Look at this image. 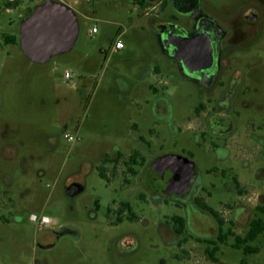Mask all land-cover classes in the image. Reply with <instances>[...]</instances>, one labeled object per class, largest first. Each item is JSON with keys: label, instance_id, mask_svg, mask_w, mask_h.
Wrapping results in <instances>:
<instances>
[{"label": "rangeland", "instance_id": "1", "mask_svg": "<svg viewBox=\"0 0 264 264\" xmlns=\"http://www.w3.org/2000/svg\"><path fill=\"white\" fill-rule=\"evenodd\" d=\"M43 1L20 0L8 12L0 7V151L9 145L17 151L8 149L0 158V264H264V233L249 243L259 252L248 256L228 238L219 244L217 263L206 245L190 241L179 248L160 234L159 225L173 226L171 219L186 217L185 210L154 201L139 177L126 173L109 183L98 172L103 158L117 149L126 158L133 149L151 157H192L200 173L198 195L210 207L223 211L229 204L228 219L237 204L245 207L229 227L233 234L243 237L251 219L264 220V0H205L221 17L247 6L259 10L260 20L243 25L230 56L228 74L239 71L244 82L231 112L236 128L231 140L238 143H228L226 159L213 149L225 143L202 137L191 120L208 95L163 53L156 27L165 19L158 2L140 7L138 0H58L77 13L79 37L71 51L37 64L19 41L5 43L2 34L19 40L22 21ZM118 39L121 50L115 49ZM124 168L121 164L116 174ZM3 173L11 185H4L10 180ZM73 180H85L86 190L71 199L65 188ZM114 204L131 205L136 219L110 227L104 210ZM96 205L100 211L93 221L89 213ZM43 217L53 223L41 227ZM65 229L76 234L57 239ZM126 233L138 237L140 248L119 261L114 243Z\"/></svg>", "mask_w": 264, "mask_h": 264}, {"label": "flooded vegetation", "instance_id": "2", "mask_svg": "<svg viewBox=\"0 0 264 264\" xmlns=\"http://www.w3.org/2000/svg\"><path fill=\"white\" fill-rule=\"evenodd\" d=\"M152 1L158 2L160 6L158 12L165 19L156 27V34L163 45L164 54L170 59L175 55L176 59L172 60L175 61L181 76L208 95V102L198 105L191 120L195 122L202 137L210 138L212 142L219 140L225 143L223 146L214 144L213 149L218 159H226L231 154L228 143H238L236 139L231 140L236 130L231 112L244 82L243 75L239 71L228 74L231 67L230 56L244 35L243 25L257 23L260 20L259 10L253 6H247L236 16L221 17L206 6L205 0H138L137 3L141 7ZM19 6L20 0H0V7L6 12ZM1 32L3 28L0 21V34ZM2 37L8 44L15 45L18 41L20 42L15 35L3 33ZM195 55L200 59L195 58ZM3 137L6 138V134ZM52 141V147L55 149L58 139L54 138ZM143 144L150 148L147 141ZM8 149L16 151L15 147L9 145L4 153L0 151V158ZM191 158L169 154L151 157L139 149H133L131 155L126 158L117 149L115 156L103 158L98 172L101 178L109 183L115 177L126 173L135 178L139 177L154 201L171 202L185 210L186 217L175 216L171 219L173 226L169 227L166 223H160V234L165 239H171L181 249L190 241L206 245L207 253L208 249L226 243L228 238L233 237L236 240L237 237H242L233 234L229 227L235 224L246 210L239 203L232 211V219H228L226 213H231L229 204H223L227 206L223 211L210 207L206 198L198 195V190L201 189L200 173ZM121 164L125 168L120 174H116ZM214 172L215 169L209 171L210 174ZM5 175L10 181L9 184L3 182L4 185H11L10 176ZM179 175L182 176L180 180L177 179ZM222 175H226V172L223 171ZM188 177L189 181L184 185ZM0 182L2 183L1 180ZM235 183L236 187L240 186L238 180ZM72 184H81L82 192L75 196L68 195L66 190ZM85 190V180H73L66 185L65 193L69 198L74 199ZM208 196H210L209 193ZM240 198L241 194L238 195V199ZM96 208L97 210L89 213L93 221L98 219L100 211L99 205H96ZM104 215L110 227H118L125 219L130 221L136 219L129 204H114L113 208L104 210ZM254 219H251L250 223ZM32 220L38 221L34 215ZM52 223L53 220L47 217H43L39 222L41 227ZM226 227L229 228L228 231H225ZM221 233L228 234L226 242H221ZM64 234H76V232L65 229L55 235L58 239ZM245 236L246 234L242 238ZM114 245V252L119 261L127 260L140 248L139 239L133 233L120 236L115 240ZM51 247L53 245L47 246V249Z\"/></svg>", "mask_w": 264, "mask_h": 264}, {"label": "water", "instance_id": "3", "mask_svg": "<svg viewBox=\"0 0 264 264\" xmlns=\"http://www.w3.org/2000/svg\"><path fill=\"white\" fill-rule=\"evenodd\" d=\"M79 33V18L74 9L58 0H44L21 23V50L33 63L46 64L55 56L71 51ZM159 43L165 53L160 38ZM195 58L200 59L197 55ZM172 59L175 60L176 56ZM181 178L179 175L177 179ZM188 181L189 177L184 185ZM82 190L81 184H72L66 191L68 195L75 196Z\"/></svg>", "mask_w": 264, "mask_h": 264}, {"label": "trees", "instance_id": "4", "mask_svg": "<svg viewBox=\"0 0 264 264\" xmlns=\"http://www.w3.org/2000/svg\"><path fill=\"white\" fill-rule=\"evenodd\" d=\"M8 41V40H7ZM264 233V220L261 218H256L250 223V227L246 236L244 238L237 237L235 240L234 248L238 250H242L245 256L256 254L259 252L257 247L250 246L249 243L254 242L257 238ZM228 234L221 233L220 240L221 242H226ZM219 251V246L216 245L214 248H210L207 250V255L213 262H218V258L216 256ZM242 264H247L245 260L241 261Z\"/></svg>", "mask_w": 264, "mask_h": 264}, {"label": "built area", "instance_id": "5", "mask_svg": "<svg viewBox=\"0 0 264 264\" xmlns=\"http://www.w3.org/2000/svg\"><path fill=\"white\" fill-rule=\"evenodd\" d=\"M92 32L93 33H96L97 32V30H96V28H94L93 30H92ZM123 44H122V42L118 39V41H117V43H116V45H115V49L116 50H121V49H123ZM72 74H70V73H66L65 74V77H66V79H68V80H71L72 79ZM67 139L69 140V141H73L74 139H73V137H71V136H69V137H67Z\"/></svg>", "mask_w": 264, "mask_h": 264}]
</instances>
